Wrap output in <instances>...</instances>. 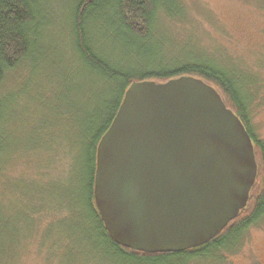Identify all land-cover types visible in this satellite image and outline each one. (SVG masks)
I'll use <instances>...</instances> for the list:
<instances>
[{
    "label": "rangeland",
    "instance_id": "rangeland-1",
    "mask_svg": "<svg viewBox=\"0 0 264 264\" xmlns=\"http://www.w3.org/2000/svg\"><path fill=\"white\" fill-rule=\"evenodd\" d=\"M37 1L30 57L0 82V264H126L98 248L81 206L77 174L85 140L79 127L94 87L72 60L64 25L72 1ZM182 3L185 20L164 18L153 28L157 39L167 38L160 48L164 60L184 49L230 72L251 69L264 78V0ZM101 39L104 51L113 52L117 42ZM248 109L264 141V99L256 95ZM232 250L224 264H264V220L247 228Z\"/></svg>",
    "mask_w": 264,
    "mask_h": 264
},
{
    "label": "water",
    "instance_id": "water-1",
    "mask_svg": "<svg viewBox=\"0 0 264 264\" xmlns=\"http://www.w3.org/2000/svg\"><path fill=\"white\" fill-rule=\"evenodd\" d=\"M256 175L250 136L213 86L134 81L97 143L93 198L121 246L180 252L237 217Z\"/></svg>",
    "mask_w": 264,
    "mask_h": 264
},
{
    "label": "trees",
    "instance_id": "trees-1",
    "mask_svg": "<svg viewBox=\"0 0 264 264\" xmlns=\"http://www.w3.org/2000/svg\"><path fill=\"white\" fill-rule=\"evenodd\" d=\"M71 1L70 14L64 25L65 30L67 27L70 32L67 38L72 60L77 62L82 74H87L94 87L89 95V108L81 112L79 129L85 141L77 176L81 184V206L86 219L92 222L91 235L99 239L98 248L106 250L111 259L122 260L126 264H180V261L215 264V258L224 264L226 252L233 251L236 240L245 230L264 220V141L254 133L248 109L256 95L264 99V94L259 92L264 78L258 77L251 69L242 70L240 67L238 72H230L209 61L203 54L188 53L184 49L179 51V55H174L173 60H164L160 48L163 44L161 41L167 38L157 39L152 34L153 28L164 18L171 22L185 20L182 0ZM38 16L37 0H0V82L7 71L30 57L35 37L33 29ZM89 27L95 31V35L93 32L91 34ZM102 37L117 42L112 46L117 57L113 52L107 54L104 51ZM242 72L251 77L241 80ZM179 77L199 78L213 86L225 106L240 119L252 141L256 179L245 207L208 242L180 252L135 251L121 246L108 235L94 203L96 146L132 82H165ZM78 92V95L83 93ZM66 112L72 111L66 109Z\"/></svg>",
    "mask_w": 264,
    "mask_h": 264
}]
</instances>
